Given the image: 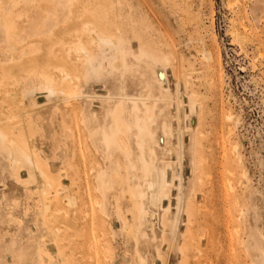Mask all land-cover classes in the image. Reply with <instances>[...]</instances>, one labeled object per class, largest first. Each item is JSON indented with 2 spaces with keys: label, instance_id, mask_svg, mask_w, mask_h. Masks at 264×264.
<instances>
[{
  "label": "rangeland",
  "instance_id": "1",
  "mask_svg": "<svg viewBox=\"0 0 264 264\" xmlns=\"http://www.w3.org/2000/svg\"><path fill=\"white\" fill-rule=\"evenodd\" d=\"M87 23L109 35L118 28L135 52L140 41L165 51L169 45L189 71L191 88L179 86L180 131L172 120L183 145L176 137L165 145L156 134L166 149L164 161L171 162L166 178L174 222L166 229L168 242H162L161 211L150 206L145 231L154 240L146 251L140 247L147 264H264V0H0V128L12 129L14 141L37 165L16 167L0 150V264H99L96 241L107 247L113 264H137L120 222L98 212L92 189L94 200L88 197L86 184L92 185L94 174L88 154L78 147L89 140L80 115L94 111L97 121L91 124L98 129L107 121L108 106L80 94L84 89L106 97L104 87L113 82L105 78L106 84L85 86L81 63L67 54L70 30ZM203 53L210 54L209 64L201 60ZM171 65L159 76L173 100ZM41 75L54 80L55 96L43 90ZM69 89L75 101L65 100ZM191 89L199 96L194 116ZM126 91L143 92L130 77ZM170 112L173 117V106ZM69 196L74 207L68 206Z\"/></svg>",
  "mask_w": 264,
  "mask_h": 264
},
{
  "label": "bare ground",
  "instance_id": "2",
  "mask_svg": "<svg viewBox=\"0 0 264 264\" xmlns=\"http://www.w3.org/2000/svg\"><path fill=\"white\" fill-rule=\"evenodd\" d=\"M90 28V25L87 23L84 25L83 29H80L78 32L76 29L70 30L69 36L71 37V46L68 47L67 54L69 56L73 55L75 60L81 63L82 71H80L82 72L81 76L86 84L85 86L94 81L106 84L107 82H104L106 79L108 80V78L112 80L113 83L110 89L104 87L107 91L106 97L99 96L96 93H92L91 95L86 94L84 89L81 90L80 94L81 97L88 100L90 103L93 100L102 101L103 103H100L103 104L102 106H106L107 103L108 109L105 110V117L107 121L108 118L110 119L108 128L106 125L107 121L103 119L101 128L99 127L96 129V126L91 124V121L94 123L97 121V115L93 113L94 111L85 113L84 110L83 116L80 115L82 117L81 125L86 131L89 140H85L84 143L80 141V146L78 145V147H81L79 148L81 149V153L80 150L79 153L82 154V152H85V155L88 154L89 160L91 161L90 172L94 174L91 179L92 185L89 183V180L86 184L87 192L89 193L88 197L91 202L94 200L90 194L92 189V191L96 193L94 202L98 208V212L107 218L111 216L115 217L117 221L120 222V231L126 236L125 239L127 238L129 241H132L135 250L134 257H136L135 260H137L136 263L147 264L148 261L146 262L145 257L141 255L140 247L142 246L143 250L146 251L149 242L154 240H151L145 231L148 217L153 213L151 211L153 208L150 209V206L161 211L160 223L162 222L163 227L161 241L163 240L165 242L166 239L168 242L165 236L173 227L174 221L169 218V212H171L169 185H171V182H168L169 180L166 178L167 168L171 162L169 161L170 163H166L167 161H164L167 156L164 154V150L166 149L162 148L163 146L161 147L157 137L159 136L158 132L161 133V136L165 138L164 144L166 145V142H168L167 145L169 146L171 144H169L170 139L176 137L179 147L183 145L180 132H177L179 134H174L172 120H175L176 128L180 131V127L182 126L180 113L183 108V103L181 96H179V86L184 85L185 91L191 88L189 71L182 65V61L179 64L177 58H173L170 49L168 50L169 45L166 46L167 51H165L159 47H154V43L151 45L145 41H140L138 42L137 51L135 52L134 46L129 38L123 36L118 28H116L115 35H109L103 32L102 29L96 31L95 26L94 30H90ZM91 37H93L95 41L91 40ZM200 57L205 64H209L212 60L209 53H203ZM171 62L172 69L175 70V94L173 100L171 99L169 89L164 82L161 81V77L159 76V72L164 71L165 65H169ZM60 70L62 71V69ZM67 75L70 76L69 74ZM39 77L43 79L40 83L44 86L43 90H46L49 96H55L57 90L54 80L47 75H41ZM129 77L136 78L139 81L143 92L132 96L127 95L126 89ZM70 80L67 81V83L70 82ZM72 82H70V84H72ZM63 95L66 97L65 100L69 102L75 101L77 98V95L72 92V89H69L68 92L63 93ZM187 95L189 111L192 114L190 115L194 116L196 115L199 96L192 89ZM110 104H112L111 107ZM171 106H173L175 110V115L173 117L170 112ZM129 107L131 108L130 113H128L129 110L127 111ZM104 125H106V127ZM12 131V129L8 131L7 129L0 128V150L7 153L8 156L13 159V164L16 167L25 163L31 170H35L37 165L26 151L14 141L16 139L13 137ZM191 132L193 138L191 151L195 153L198 145L195 142L194 130ZM179 147L177 148L179 149ZM134 150L136 152H134ZM158 153H160L159 156L163 153L164 156L161 157H164V159L161 160ZM96 154H98V157ZM179 155H181V151ZM82 158H84V155ZM159 159L162 161H160L161 164L157 162ZM83 166L85 168L86 164L84 163ZM195 169L196 167H194V170ZM174 177L175 176H172V178ZM91 186H93V188H91ZM125 196L128 200L126 211L123 210L125 206L122 207ZM164 200L167 202L166 206ZM75 205L74 198L69 196L68 206L74 207ZM181 205L182 204H180V207ZM180 207L177 209L178 213L181 211ZM127 214L131 215L132 219L130 218V220H132V223L127 219ZM151 215L150 217H152ZM92 217H94V212L92 213ZM177 220H175L176 223L174 225L177 224ZM48 230L50 233L51 228H49V226ZM150 230H152V228ZM113 234H115V232ZM122 234L121 236L123 237ZM93 244L96 247L95 255L98 252L99 264H107V261L113 264L114 260L111 257V253L108 252L107 247L102 244L98 245L97 241ZM81 246L83 248L86 247L83 243ZM158 248H154L156 249L157 255L155 258H158L162 254H160L161 251L158 250ZM89 250H91V248H89ZM99 256L101 257L99 258ZM89 259L92 260V256H90ZM147 260L149 259L147 258ZM161 262L163 263L164 261Z\"/></svg>",
  "mask_w": 264,
  "mask_h": 264
}]
</instances>
